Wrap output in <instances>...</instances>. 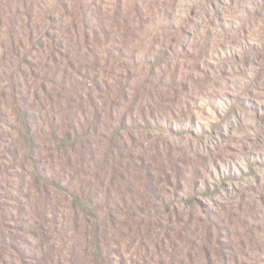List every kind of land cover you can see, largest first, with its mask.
<instances>
[{
    "label": "rangeland",
    "instance_id": "374dc122",
    "mask_svg": "<svg viewBox=\"0 0 264 264\" xmlns=\"http://www.w3.org/2000/svg\"><path fill=\"white\" fill-rule=\"evenodd\" d=\"M1 9V30L28 13L36 31L16 92L0 83V264H96L94 216L112 264H264V0ZM20 104L42 132L39 166L70 193L83 180L94 216L35 183Z\"/></svg>",
    "mask_w": 264,
    "mask_h": 264
},
{
    "label": "trees",
    "instance_id": "16d2710c",
    "mask_svg": "<svg viewBox=\"0 0 264 264\" xmlns=\"http://www.w3.org/2000/svg\"><path fill=\"white\" fill-rule=\"evenodd\" d=\"M59 4H57L58 8ZM4 10L1 9L0 12V22H2L5 18L4 15ZM33 17L30 16L28 13H22L21 18L19 19V25L21 28V32L19 31L18 24L15 26L14 23H10L8 25V28L1 30L0 29V83L5 80L4 77L5 75L7 76L6 78V83L8 85L9 89H12V91L15 93L17 89V85L22 81V79L25 78V73L23 70L20 71V66L23 61H27V56H29V53L26 51L27 50V45L26 47H23V43L25 40H29L30 38H33L35 35L36 27L32 24L33 23ZM19 28V29H18ZM24 50H21V49ZM9 51V52H8ZM8 52V53H7ZM36 52H38L36 50ZM11 53L13 58L11 60L7 57V55ZM39 53V52H38ZM36 58H39V56H36ZM13 61V64H8L9 62ZM10 69L12 72H10L9 75L6 74V70ZM20 81V82H19ZM29 93V91H28ZM38 96V89L35 91V97ZM23 101H26L23 100ZM27 102V101H26ZM21 108H17L18 116H19V122H20V135H21V142L20 146L17 147V151L22 153L25 156V159L28 160V162L31 165L32 169V177L35 180V183L37 185H42L44 187H57L67 194L70 193L68 192V188H65L62 186V183L58 181L57 177L58 174L52 172L50 173L48 170L46 171V168H42L39 166V163H41V157L43 156V147L44 144H41V142H37V137L38 139L42 138L40 134L42 133L41 131L35 130L33 127V119H35V115L31 114V104H24V106L19 105ZM36 121H34V124ZM51 135L55 138L57 135V130L53 129L51 127ZM58 145L63 148L68 145H73L72 144V135L71 134H65L62 136L60 140L57 141ZM53 158V157H52ZM42 160L46 163L48 160L43 159ZM50 173V174H49ZM69 185L73 183L74 179L71 178L68 180ZM77 184V187L74 189V191L68 195L71 196L72 201H73V206L74 208H77L79 211L83 212L88 216L89 218L94 216L95 214L93 213L94 207H93V201H92V192L89 190L88 187H85L84 181L81 180L80 182L78 181L75 182ZM80 185V186H79ZM97 217L98 219L94 221L93 224V232L92 233V240H91V247L93 250V255L95 257V263L96 264H106L104 261L107 260L106 257L109 256H104L103 251V240L106 237L105 231H101V226H99V220L102 219L101 216H94ZM143 221V219L141 220ZM105 225L107 226L108 222H104ZM107 223V224H106ZM109 255V253H108ZM107 264H112L110 258L107 260Z\"/></svg>",
    "mask_w": 264,
    "mask_h": 264
}]
</instances>
